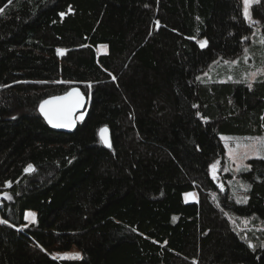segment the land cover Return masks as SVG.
Returning a JSON list of instances; mask_svg holds the SVG:
<instances>
[{"label":"trees","instance_id":"16d2710c","mask_svg":"<svg viewBox=\"0 0 264 264\" xmlns=\"http://www.w3.org/2000/svg\"><path fill=\"white\" fill-rule=\"evenodd\" d=\"M0 8V194L11 196L0 202V264H264V242L229 217L264 222V153L235 174L250 185L246 202L209 174L225 159L220 135L264 134V78L250 89L202 76L242 53L241 0ZM251 14L264 37V0ZM249 52L264 60V45ZM73 88L87 99L82 118L56 130L39 105ZM72 249L79 258L53 256Z\"/></svg>","mask_w":264,"mask_h":264},{"label":"rangeland","instance_id":"374dc122","mask_svg":"<svg viewBox=\"0 0 264 264\" xmlns=\"http://www.w3.org/2000/svg\"><path fill=\"white\" fill-rule=\"evenodd\" d=\"M259 0H253V3L250 5L249 12L250 18L245 19L248 25L251 28L250 33L244 39L243 51L242 53L235 59L227 60V61H216L212 65L208 67L203 73L202 76L208 80H231L234 78H238L240 80H244L246 82H252L255 79L261 77L264 78V60L255 59L253 55L250 54L249 48L255 45L263 46L264 43H261L264 40V37L261 32V26L257 20L252 18L251 9L252 5H254ZM241 9L243 14V0H241ZM244 16V15H243ZM201 45V44H200ZM97 52L99 54H103L106 52V48L104 46H99L97 48ZM255 73V79H252V74ZM82 118L79 115V120ZM250 137H264V134L261 136H236V135H220V139L225 148V159L223 163L220 160L213 162L209 168V174L212 179L215 181L216 185L219 187L221 191H227L235 195V197L243 201V198L246 197V190L244 183L235 179V174L248 167V161L251 159L261 158L264 152L259 154L250 153L246 159L242 161L238 158H235L233 153H243L245 149L243 145L250 143L247 138ZM237 144L241 145L239 149H237ZM214 166V167H213ZM227 174H232L233 178L226 179ZM9 194L3 193L0 194V202L5 199L9 200L7 197ZM186 201H197V196L194 193L186 194L184 196ZM26 212L24 214V220L27 224L33 223L35 221V217H27ZM231 223L234 225L235 229L241 232L244 237H248L254 240L264 242V222L257 221L252 218H238L230 215ZM255 241V242H256ZM251 245L254 243L250 241ZM68 253H78L75 249H72ZM63 254L65 253H54L53 256L63 258Z\"/></svg>","mask_w":264,"mask_h":264},{"label":"snow or ice","instance_id":"6c2138e0","mask_svg":"<svg viewBox=\"0 0 264 264\" xmlns=\"http://www.w3.org/2000/svg\"><path fill=\"white\" fill-rule=\"evenodd\" d=\"M12 0H9V3H11ZM253 3V0H243V15L246 19L250 18V12L249 8L250 5ZM5 9L0 8V14L4 13ZM63 16L64 13H61ZM207 42L203 41L201 43V46L203 47ZM261 43H264V40L261 41ZM62 51V50H58ZM115 79V77H113ZM252 79H255V73L252 74ZM248 87L252 88V83H248ZM83 103V94L79 92L77 89H73L72 91L66 92L63 96H54L50 97L49 99L43 100L39 105L40 112L44 115L45 119L49 124H51L53 127L56 128H69L73 126V120L71 119L73 112L82 105ZM107 132V127H103L99 130V134L101 136V139L104 140L105 143H107V137L105 136V133ZM249 141H251L248 144L243 145V148L245 151L241 153H233L235 158L240 159L241 161L243 159H246L250 153H256L259 154L261 152H264V137H250L247 138ZM110 146V144H109ZM241 145L237 144V149H239ZM214 167V166H213ZM35 171L33 165L29 164L25 168V171ZM8 186L11 185V182H6ZM242 187H245L247 189L250 187V185H242ZM8 199H11V196L7 197ZM243 201H247V197L243 198ZM35 213L28 212L26 214L27 217H35ZM0 223L7 224L8 221L0 219ZM14 226V225H13ZM26 227V225H25ZM252 245H250L251 247ZM79 253H65L63 254V258L66 259H76L79 258Z\"/></svg>","mask_w":264,"mask_h":264},{"label":"water","instance_id":"95a60500","mask_svg":"<svg viewBox=\"0 0 264 264\" xmlns=\"http://www.w3.org/2000/svg\"><path fill=\"white\" fill-rule=\"evenodd\" d=\"M73 89H77V88H73ZM72 89V90H73ZM72 90H70V91H72ZM78 90V89H77ZM80 92V91H79ZM81 93V92H80ZM64 95V94H63ZM63 95H60V96H63ZM49 99V98H48ZM86 102H87V99H86V97L85 96H83V103H82V105L80 106V107H78L74 112H73V114H72V117H71V119L73 120V126L72 127H69V128H56V127H53L51 124H49L48 122V124L52 127V128H54V129H56V130H60V131H65V132H68V131H70V130H72L74 127H75V125H76V122L79 120V114H81V112H82V110L84 109V107L86 106ZM42 114V113H41ZM42 116L44 117V115L42 114ZM45 118V117H44ZM46 120V119H45ZM47 121V120H46ZM105 136L107 137V143H105L104 142V140H102L101 139V136H100V134H99V137H100V140L102 141V143H103V145L105 146V147H108L109 146V144H110V141H109V136H108V131L105 133Z\"/></svg>","mask_w":264,"mask_h":264},{"label":"crops","instance_id":"0c3cea01","mask_svg":"<svg viewBox=\"0 0 264 264\" xmlns=\"http://www.w3.org/2000/svg\"><path fill=\"white\" fill-rule=\"evenodd\" d=\"M191 202V201H190Z\"/></svg>","mask_w":264,"mask_h":264}]
</instances>
